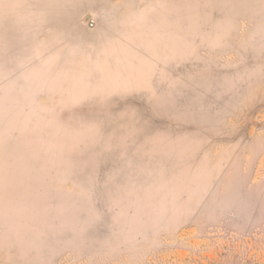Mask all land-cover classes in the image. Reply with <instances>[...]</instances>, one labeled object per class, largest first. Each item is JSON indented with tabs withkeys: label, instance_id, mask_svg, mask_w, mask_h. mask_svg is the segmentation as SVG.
<instances>
[{
	"label": "rangeland",
	"instance_id": "374dc122",
	"mask_svg": "<svg viewBox=\"0 0 264 264\" xmlns=\"http://www.w3.org/2000/svg\"><path fill=\"white\" fill-rule=\"evenodd\" d=\"M0 264H264V0H0Z\"/></svg>",
	"mask_w": 264,
	"mask_h": 264
},
{
	"label": "built area",
	"instance_id": "2783aa9c",
	"mask_svg": "<svg viewBox=\"0 0 264 264\" xmlns=\"http://www.w3.org/2000/svg\"><path fill=\"white\" fill-rule=\"evenodd\" d=\"M95 23H96V21H95V19L93 17H91V18L88 19L89 26H94Z\"/></svg>",
	"mask_w": 264,
	"mask_h": 264
}]
</instances>
